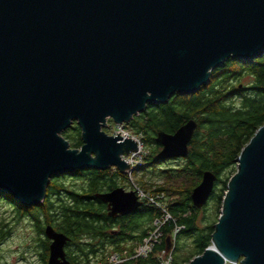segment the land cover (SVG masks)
Masks as SVG:
<instances>
[{
  "label": "water",
  "instance_id": "water-1",
  "mask_svg": "<svg viewBox=\"0 0 264 264\" xmlns=\"http://www.w3.org/2000/svg\"><path fill=\"white\" fill-rule=\"evenodd\" d=\"M264 56V0H0V194L39 205L51 178L84 169L131 168L132 137L108 134L149 104L207 85L230 58ZM77 122L83 144L63 132ZM198 122L159 131L160 159L186 157ZM207 170L191 198H210ZM97 197L109 215L143 202L117 187ZM49 264H72L68 236L52 226ZM170 242L168 247H170ZM264 264V124L242 148L212 244L187 264Z\"/></svg>",
  "mask_w": 264,
  "mask_h": 264
},
{
  "label": "trees",
  "instance_id": "trees-1",
  "mask_svg": "<svg viewBox=\"0 0 264 264\" xmlns=\"http://www.w3.org/2000/svg\"><path fill=\"white\" fill-rule=\"evenodd\" d=\"M248 78L249 82L245 81ZM191 118L198 127L189 154L160 159L162 146L156 140L157 133H174ZM263 124L264 56L251 61L230 58L212 71L209 83L199 91L175 94L165 104H149L124 126L141 135L149 147L134 175L141 173L138 188L154 202L144 198L138 209L114 219L97 194L119 186L127 188L129 175L117 168L84 169L55 178L50 192L58 193L59 200L53 205L49 197L42 211L34 214H43L44 224L54 225L71 238L69 255L74 253V264H99L113 252H133L155 229L154 221L165 215V208L171 218L162 226V236L153 251L121 264H163L166 253L171 256L170 264H187L212 244L228 181L237 171V158ZM64 136L72 147L81 148L77 122ZM172 162L178 164L171 166ZM207 170L218 179L207 203L197 208L191 194ZM68 178L73 181L68 182ZM4 227L0 224V241L8 234Z\"/></svg>",
  "mask_w": 264,
  "mask_h": 264
},
{
  "label": "rangeland",
  "instance_id": "rangeland-1",
  "mask_svg": "<svg viewBox=\"0 0 264 264\" xmlns=\"http://www.w3.org/2000/svg\"><path fill=\"white\" fill-rule=\"evenodd\" d=\"M245 81L249 82V78ZM125 125L126 124H123V126ZM103 129L108 134L116 135L118 126L114 123L113 120L109 119L107 125ZM125 130L126 132H129L131 135L134 136V139L138 142L140 147V153L132 158L133 161L131 162L133 165L130 164L131 168L126 173L127 175H129L128 177L130 179V183L127 182L128 187H124L126 190H134L136 192V190L138 189L137 182L139 177L141 176V173L134 175V170L136 165H140L143 161V158H145V156L149 152V147L142 140L141 135L138 136L137 134H134L133 131L126 128ZM65 131L63 132V135L65 134ZM177 164L178 163L176 162H172L171 166H176ZM150 175L151 174L148 173L146 177L149 178L151 177ZM156 179L161 181L159 176H157ZM67 180L68 182L73 181H71L70 178H68ZM7 199L8 196L6 194H0V224H3L5 226L4 230L6 232L8 231V234H6L5 237L0 241V264H35L37 257H35L34 255L35 248L33 247V240H35L36 234L33 231V225L31 224L30 220H28L26 217H23L21 219L17 218V215H15L14 208H12ZM23 257H25L26 259ZM165 257H167V253ZM163 259L165 258L163 257Z\"/></svg>",
  "mask_w": 264,
  "mask_h": 264
},
{
  "label": "flooded vegetation",
  "instance_id": "flooded-vegetation-1",
  "mask_svg": "<svg viewBox=\"0 0 264 264\" xmlns=\"http://www.w3.org/2000/svg\"><path fill=\"white\" fill-rule=\"evenodd\" d=\"M85 170H87V169H85ZM78 171H76V172H78ZM74 173H72V174H74ZM58 176H61V175H55L54 177L51 178L50 184H49V186L47 188L46 198L39 205H33L31 207H27V206L22 204L19 200L15 199L11 195H8V199H7V201L10 203L12 208H14L15 215H17V218L21 219L23 217H26L28 220H30L31 224L33 225V228H34L33 231L36 234V236H35L36 238H35V240H33L34 241V246L33 247L35 248L34 249L35 250L34 251V255H35V257H37V259H36V263L37 264H49V261H50V256H51L50 245L52 243V239L49 238L46 235L45 228L48 225H50L56 231L62 232L60 229L56 228L54 225H52L50 223L44 224V219L42 218L43 214H41V216H38V215L34 214V213H37V212L40 213L42 211V207L44 206V204H46V202L48 201L49 197H52L51 198V202L53 203V205H56L57 201L59 200V198H58L59 194L55 193V191L54 192H50V190H51L52 186L54 185L53 183H54L55 178H57ZM113 189H115V188H113ZM112 190H108L106 192H109V191H112ZM102 202L105 203L107 213H109L108 204L106 202H104V201H102ZM119 216H121V215H118L117 217H113V218L114 219H118ZM62 233H64V232H62ZM68 238L69 239H68L67 243L64 246L65 256L68 259V261H70L72 264H74V262H73V260L71 258L72 254H74V253L69 255V252L72 250L70 248V246H69L71 238L69 236H68ZM23 258H25V257H23Z\"/></svg>",
  "mask_w": 264,
  "mask_h": 264
},
{
  "label": "built area",
  "instance_id": "built-area-1",
  "mask_svg": "<svg viewBox=\"0 0 264 264\" xmlns=\"http://www.w3.org/2000/svg\"><path fill=\"white\" fill-rule=\"evenodd\" d=\"M118 130L117 134H125L124 136L126 137H132L134 138L133 135H131L129 132H126L125 127L123 125H117ZM140 153V147L138 148L137 151L132 152L129 156H124V158L127 160V162L131 165L133 161V157L136 156L137 154ZM131 157V158H130ZM136 165V164H135ZM136 193L138 195V198L140 200L144 198H148L149 201L154 202V199L149 197L148 194H146L143 190L138 188L136 190ZM165 211V215L162 218H157L154 222L155 229L151 230L148 236L144 238V240L137 245L134 249L133 252H129L128 250H125L123 252H113L107 261L105 262H100L99 264H121L125 261H128L130 259L138 258V257H146L148 256L154 249V246L160 241V238L162 236L161 228L162 226L171 218L170 213L167 211V209L163 208ZM166 255V254H165ZM163 259V264H170L171 262V256H167Z\"/></svg>",
  "mask_w": 264,
  "mask_h": 264
}]
</instances>
